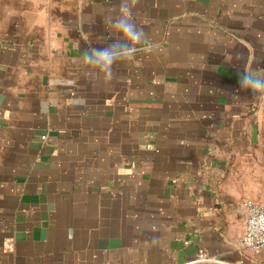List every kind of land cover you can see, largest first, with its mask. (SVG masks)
Here are the masks:
<instances>
[{"label":"crops","instance_id":"1","mask_svg":"<svg viewBox=\"0 0 264 264\" xmlns=\"http://www.w3.org/2000/svg\"><path fill=\"white\" fill-rule=\"evenodd\" d=\"M0 0V264H264L240 245L264 202V0ZM79 43V49L76 47ZM45 137V139H42Z\"/></svg>","mask_w":264,"mask_h":264},{"label":"clouds","instance_id":"2","mask_svg":"<svg viewBox=\"0 0 264 264\" xmlns=\"http://www.w3.org/2000/svg\"><path fill=\"white\" fill-rule=\"evenodd\" d=\"M137 0H121L120 13L112 20V26L120 35L102 48H88L83 51L82 62L86 66L84 76L94 83H108L115 77L113 66L128 60L136 53L135 44L145 39V33L138 29L132 19V7ZM76 47L79 49V43ZM242 89L250 90L254 95L264 94V75H255L252 71L240 70L238 79ZM239 214L248 215L247 209L237 210ZM249 246L264 243V213H259L251 221ZM218 264V262H217Z\"/></svg>","mask_w":264,"mask_h":264},{"label":"built area","instance_id":"3","mask_svg":"<svg viewBox=\"0 0 264 264\" xmlns=\"http://www.w3.org/2000/svg\"><path fill=\"white\" fill-rule=\"evenodd\" d=\"M42 139H45V137H43ZM244 205L245 208L248 210L249 214L247 215L245 220V226L242 237L240 239V245L243 248L250 250L252 252L262 251L264 250V243H257L254 246H249L247 241L250 237L251 221L255 218L257 214L264 213V202H258V203L247 202Z\"/></svg>","mask_w":264,"mask_h":264}]
</instances>
